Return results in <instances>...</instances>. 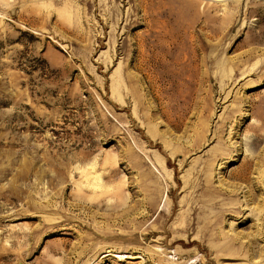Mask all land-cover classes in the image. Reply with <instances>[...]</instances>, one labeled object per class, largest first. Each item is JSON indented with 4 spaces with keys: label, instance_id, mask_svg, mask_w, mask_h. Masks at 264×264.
Instances as JSON below:
<instances>
[{
    "label": "rangeland",
    "instance_id": "374dc122",
    "mask_svg": "<svg viewBox=\"0 0 264 264\" xmlns=\"http://www.w3.org/2000/svg\"><path fill=\"white\" fill-rule=\"evenodd\" d=\"M165 217L249 219L264 264V0H0V264L248 263Z\"/></svg>",
    "mask_w": 264,
    "mask_h": 264
},
{
    "label": "bare ground",
    "instance_id": "6f19581e",
    "mask_svg": "<svg viewBox=\"0 0 264 264\" xmlns=\"http://www.w3.org/2000/svg\"><path fill=\"white\" fill-rule=\"evenodd\" d=\"M212 204L216 203L213 202ZM169 220L167 217L162 220L160 218L156 219L155 223L142 232L143 238L148 240L153 236L159 235V240L166 242L170 237L168 242L172 245L177 244V251L181 258L194 259L199 251L204 252V256L201 259H195L194 263H212L214 258L238 259V257L245 254L248 260L246 264H258V261L251 258V255L256 254L257 247H259L261 241L259 237H256L257 235L254 234V231H251L254 225L251 223L249 225L250 230L247 232L236 231L237 226L246 225L249 219H240L238 217L234 219L235 221L230 222L225 218L186 217L179 220L175 219L168 224ZM156 223L158 226L155 225ZM143 224L145 222L131 223L132 228L135 226L132 232L126 235H118L114 232L111 237L121 236L133 241L137 240L135 230L139 229ZM156 227L159 229H156ZM227 227L230 230H226ZM184 248L189 250H184ZM208 254H212L213 259L208 257ZM260 256L261 261H263L261 263H264V253ZM155 260H158V264H174L172 261H166L160 256L158 251L153 250L151 255H148V264H156Z\"/></svg>",
    "mask_w": 264,
    "mask_h": 264
}]
</instances>
